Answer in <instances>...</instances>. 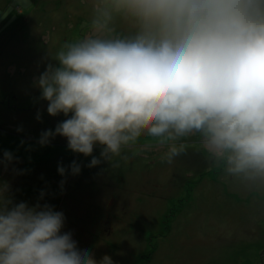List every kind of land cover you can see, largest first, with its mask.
I'll return each mask as SVG.
<instances>
[{"label":"clouds","instance_id":"1","mask_svg":"<svg viewBox=\"0 0 264 264\" xmlns=\"http://www.w3.org/2000/svg\"><path fill=\"white\" fill-rule=\"evenodd\" d=\"M90 32L66 44L33 81L49 117L62 116L39 133L43 148L56 137L87 168L114 157L140 133L169 141V161L185 145L173 141L199 133L203 148L223 165L225 178L264 182V0H91ZM119 18L128 35H115ZM36 121L41 122L37 110ZM23 130L17 127L19 134ZM24 145V141H20ZM99 148V156L93 155ZM20 161L0 153V168ZM60 193L81 173L73 159L57 163ZM17 201L0 179V264H114L79 245L64 231L65 216L45 201Z\"/></svg>","mask_w":264,"mask_h":264},{"label":"rangeland","instance_id":"2","mask_svg":"<svg viewBox=\"0 0 264 264\" xmlns=\"http://www.w3.org/2000/svg\"><path fill=\"white\" fill-rule=\"evenodd\" d=\"M91 17V0H0V153L14 152L20 163L12 167L24 170L14 176L0 168V179L29 204L47 185L45 201L64 213L63 230L114 264H264V182L226 179L199 133L173 141L185 149L169 161L163 156L169 141L142 132L110 168L104 162L87 168L90 158L68 152L60 137L43 148L36 144L63 117L47 115L32 83L46 53L54 57L82 39ZM131 31L115 20V35ZM73 159L81 173L67 178L61 194L57 163Z\"/></svg>","mask_w":264,"mask_h":264}]
</instances>
